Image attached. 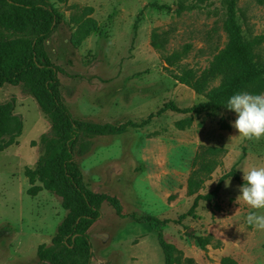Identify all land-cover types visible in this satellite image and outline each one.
Masks as SVG:
<instances>
[{
    "label": "rangeland",
    "instance_id": "obj_1",
    "mask_svg": "<svg viewBox=\"0 0 264 264\" xmlns=\"http://www.w3.org/2000/svg\"><path fill=\"white\" fill-rule=\"evenodd\" d=\"M41 1L60 15L39 50L61 70L59 93L72 118L133 124L121 134L93 138L83 155L81 137L73 152L85 191L117 198L122 210L119 216L101 205L86 232L88 264H167L162 243L174 248L173 264H264V230L246 224L244 217L256 210L237 200L240 184L232 177L243 181V172L264 167V136L242 140L231 124L233 111L199 108L230 71L217 60L230 41L228 0L183 2L194 7L178 14L179 0ZM234 19L245 40L261 37L253 52L264 64V0H237ZM1 32L3 60L11 42L32 39ZM27 88H0V104L13 100L23 123L16 144L5 138L0 152V264H64L65 251L53 263L36 255L38 247L52 246L68 211L51 192L27 194L25 169L34 168L40 146L53 143ZM219 181L215 201H198L196 218L186 216ZM198 238L209 242L201 248Z\"/></svg>",
    "mask_w": 264,
    "mask_h": 264
},
{
    "label": "trees",
    "instance_id": "obj_2",
    "mask_svg": "<svg viewBox=\"0 0 264 264\" xmlns=\"http://www.w3.org/2000/svg\"><path fill=\"white\" fill-rule=\"evenodd\" d=\"M203 0H179L177 14L194 6H185L183 2L193 4ZM237 0H228L229 19L226 22L230 41L228 47L217 57L230 69L225 80L215 89L207 92L208 102L199 108H225L228 98L246 91L252 94L264 93V64L256 62L253 52L261 37L245 40L240 27L235 22ZM90 11V10H89ZM60 15L41 0H0V36L2 30L10 33L32 35L29 41H13L11 55L7 60L0 57V88L11 86H30L31 95L40 110L42 117L49 122V133L53 143L47 148L40 146L38 160L34 168H26L24 176L30 188L29 196L34 197L41 190L51 192L62 199L63 208L68 211L67 217L58 228L52 240V246H40L36 255L41 262L53 263L54 259L65 251L64 264H88L91 257V246L86 234L87 230L99 219L102 204H109L119 216H122L121 205L117 198L106 194L85 191L83 177L74 161L73 152L81 137H86L78 146L81 155L92 148L91 140L95 137L118 135L133 124H122L114 127L105 125H89L74 120L62 103L59 93L57 75L60 69L50 65L40 52L39 47L59 26ZM155 35L152 36V41ZM154 47L158 49L157 44ZM51 109V114L48 113ZM171 109L174 108L171 106ZM178 129L182 126L176 123ZM23 123L14 113V101L0 104V152L5 150L3 140L8 138L9 145L16 144L15 139L21 135ZM46 141L44 134L40 142ZM233 179L240 185L236 174ZM39 182L40 185H35ZM221 181L216 188L205 196H199L186 213L196 218L195 209L198 201H215ZM214 210L219 211L217 205ZM198 244L204 248L209 240L198 238ZM167 264L175 263L174 248L162 243ZM84 261L83 263H81ZM190 262V261H188Z\"/></svg>",
    "mask_w": 264,
    "mask_h": 264
},
{
    "label": "clouds",
    "instance_id": "obj_3",
    "mask_svg": "<svg viewBox=\"0 0 264 264\" xmlns=\"http://www.w3.org/2000/svg\"><path fill=\"white\" fill-rule=\"evenodd\" d=\"M224 106L236 114L231 124L242 140H259L264 136V93L237 92L228 98ZM220 178L213 179L209 184ZM242 179L244 183L239 186L237 200L242 199L250 209L256 210L247 213L245 222L257 230H264V214H259V210L264 209V167H251L243 172ZM228 186L227 179L225 187Z\"/></svg>",
    "mask_w": 264,
    "mask_h": 264
},
{
    "label": "crops",
    "instance_id": "obj_4",
    "mask_svg": "<svg viewBox=\"0 0 264 264\" xmlns=\"http://www.w3.org/2000/svg\"><path fill=\"white\" fill-rule=\"evenodd\" d=\"M27 97V96H26ZM38 106V105H37ZM48 122V121H47ZM49 123V122H48ZM50 125V124H49ZM23 131V130H22Z\"/></svg>",
    "mask_w": 264,
    "mask_h": 264
}]
</instances>
